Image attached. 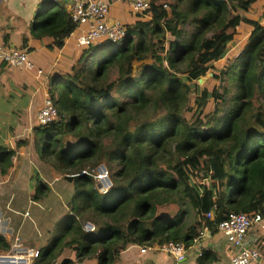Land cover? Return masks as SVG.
Returning a JSON list of instances; mask_svg holds the SVG:
<instances>
[{
	"label": "trees",
	"instance_id": "trees-1",
	"mask_svg": "<svg viewBox=\"0 0 264 264\" xmlns=\"http://www.w3.org/2000/svg\"><path fill=\"white\" fill-rule=\"evenodd\" d=\"M186 1L164 8L154 0L121 39L82 48L79 64L48 77L57 117L33 126L32 143L74 191L31 264H114L128 244L178 240L190 248L229 212L264 217V24L239 13L257 0ZM45 2L30 32L60 48L75 23L64 0ZM243 20L252 28L222 74L234 81L233 103L222 114L216 103L215 116L205 119L207 97L220 101L227 89L207 93L197 79L226 56ZM195 90L197 123L183 115ZM13 155L0 146L1 174ZM100 164L111 181L104 192L91 172ZM40 182L37 189L46 188ZM9 248L0 234V251ZM197 258L217 260L210 249Z\"/></svg>",
	"mask_w": 264,
	"mask_h": 264
},
{
	"label": "crops",
	"instance_id": "crops-1",
	"mask_svg": "<svg viewBox=\"0 0 264 264\" xmlns=\"http://www.w3.org/2000/svg\"><path fill=\"white\" fill-rule=\"evenodd\" d=\"M40 1L42 0H0V42L7 47L26 48L34 64L30 69H22L0 61V146L14 150L12 166L6 174L0 173V191L4 190L5 194H9L8 198L3 200L4 203L0 201V234L10 243L14 236H18L24 246L33 248L46 245L60 218L66 216L68 208L65 203L68 196L69 198L72 196L73 184L71 181L60 180V174L35 153L31 117L37 114L43 96L48 94V77L59 69L62 70L65 63L71 61L69 56L73 54L72 52H78L75 60L79 55L74 41L75 33H70L60 48H49L47 44L51 40L48 38L37 39L32 36L30 23L38 11L37 6ZM64 1L68 8L69 0ZM104 1L109 4V19H118L128 25L137 18V15L132 13L127 0ZM161 1L169 3L173 0ZM256 5L262 8L264 0H257L251 7ZM23 37L26 38L24 41ZM73 62L72 60L70 64L68 63L69 69ZM53 67L54 69H51ZM36 172L39 175H36ZM32 174L34 177L31 176ZM47 174L54 175L52 182L47 181V188L42 191V198L30 199L29 192L34 178L43 180ZM21 176L26 177V191L22 186L17 185ZM14 189L22 190L24 198L16 197ZM54 193H56L55 204L52 201ZM21 204L20 211L17 208ZM31 207H34V217L30 218V213L29 217L23 216V211L30 212ZM47 210L52 212L49 213ZM18 214L21 220L16 224L15 216ZM28 219L30 224L26 222ZM197 242L187 249L182 261L174 260L167 253L157 250L156 246L128 244L120 251L114 264H198V253L202 249H210L216 254L217 260L213 264H230L234 247L221 231L211 233L206 228ZM196 243L200 245L199 252L194 247ZM245 245L255 247L259 251L254 264H264V217L260 222L252 223L247 229ZM87 264H96V260H90Z\"/></svg>",
	"mask_w": 264,
	"mask_h": 264
},
{
	"label": "built area",
	"instance_id": "built-area-1",
	"mask_svg": "<svg viewBox=\"0 0 264 264\" xmlns=\"http://www.w3.org/2000/svg\"><path fill=\"white\" fill-rule=\"evenodd\" d=\"M127 2L133 14H143L147 17L146 11L151 7L154 0H127ZM68 4L67 9L70 18L75 23V27L70 33H75L73 34L74 41L80 48L103 41H117L124 36L125 24L118 19H109L108 17V2L104 0H69ZM162 6L167 7L165 2L162 3ZM0 61L22 69H30L34 66L26 48L7 47L1 42ZM56 117L57 111L52 99L49 95H46L42 106L37 112V121L39 124H45ZM83 172L86 171L81 170L80 173ZM97 173L98 176L94 175V177L99 179L101 191L104 192L111 184L105 166L101 169L100 164L97 167ZM261 219L259 213L229 212L217 224V230L221 231L234 247L230 264H254L257 260L259 251L255 247L245 245V234L252 223L260 222ZM86 228H89L87 224ZM205 230L206 227L193 239V243L198 241ZM156 249L172 256L176 261H182L188 248L182 241L169 240L157 245ZM37 255L38 248L26 247L19 238H14L7 251H0V264H31L33 258Z\"/></svg>",
	"mask_w": 264,
	"mask_h": 264
},
{
	"label": "rangeland",
	"instance_id": "rangeland-1",
	"mask_svg": "<svg viewBox=\"0 0 264 264\" xmlns=\"http://www.w3.org/2000/svg\"><path fill=\"white\" fill-rule=\"evenodd\" d=\"M159 1H161V0H159ZM185 2L187 3V6H188V2L186 0H185ZM261 2H263V1H260V3ZM46 4H47V2H45L43 0L40 1V4L37 6V9L38 10L43 9V7H45ZM167 8H168V5H167ZM239 13L243 17L247 16V17H250V19H252V20H260V22L262 24H264V6L261 8L258 5H256L255 7H251L250 10L248 12H246V13H244V11H241V10H239ZM185 28L187 30H191L192 29V27L190 25H187ZM250 29H251V26L246 21H244V20L241 21L240 25L237 27V30H236V33H235V37H234L233 41L230 43V45H229V49H228V52H227L226 56L221 58V59H219L218 61L214 62L213 65L207 71V73L205 75L201 76V81L200 82L197 80V83L199 84L200 88L205 90L207 93H209L212 90V88H216L217 90H219V92H222V85H224V87L227 89V94L220 101H215L212 97H207V99L205 101V104L202 106V108L204 110V114L206 115L205 119L206 118L207 119H211V118H213L215 116V110H216L217 106H219V109H220L219 113L222 114V113H224L226 111V109L229 107V105L233 103L232 96L236 93L234 81L229 75L228 76H224L222 74H223L224 71L228 70L229 66L233 63L234 58H235L236 54L238 53V51L240 50V48L243 46V44H244V42H245V40H246V38H247V36L249 34ZM187 32H191V31H187ZM166 35H167L168 39L172 38V36L170 34H166ZM77 48H78V51L80 53L82 48H84V47L80 48L79 46H77ZM72 53L73 54L70 55L69 58L71 59V61L72 60L74 61L73 64H75V63L79 64L77 62V60H75V58H76L75 56H76V54L78 52H72ZM71 61H69V62L67 61V62L70 64ZM68 63H65V67H63L62 70L59 69L56 73L57 74H64L66 72L65 71L66 69L69 70V66H68L69 64ZM51 69H54V67L51 68ZM46 70H48V69L46 68ZM56 73H54V74H56ZM195 92H198V91L195 90V91H193V94H191V97H190V99L188 101V104H187V108L183 111V115H184L185 118L197 123V122H199V120L196 119V117H195V114H196L195 111L200 106V104L194 102ZM46 95H48V94H46ZM198 95H199V93H196V96H198ZM45 96H43V98H42V102H41L40 107L43 104ZM216 103H218L217 106H216ZM31 118H32V122H33L32 124L33 125L39 124L38 121H37V114L32 116ZM33 125H32V127H33ZM33 154H34V152H33ZM34 156L36 157L35 154H34ZM41 160H44V159H41ZM44 162L46 164L48 163L46 160H44ZM98 166H96L94 169L91 170L92 174L95 175V176L96 175L98 176V173H97V167ZM54 171H56V170H54ZM34 172H35V169H34ZM56 172H58V171H56ZM58 173L60 174V178H61L60 180L69 181V180H67L65 178L64 174H62L60 172H58ZM36 175H39V173L36 172ZM36 175H35V177H36ZM53 175L54 174H52V175H48L47 174L45 177H43V180H41L39 178H34V180L32 181V183H33L32 185L33 186L31 187L30 192H29L30 199L37 200L39 198H42V195H43L42 191L47 188V184H48L47 181L52 182ZM31 176L34 177L33 174ZM39 180L41 181L40 182L41 184L46 185V188H40V189L38 188L37 189ZM95 180H96L97 184H99V179L96 178ZM17 185L18 186H22L24 188V190L26 191V189H27L26 177L21 176V178L17 182ZM13 191H14L16 197L19 196L20 198H24V193L22 192V190L14 189ZM73 191H74V189H73ZM73 191H72V194H73ZM63 195H65V192L63 193ZM8 196H9V194H7V193L5 194L4 190L0 191V201L2 203L5 202L3 200H6L8 198ZM55 196H56V193H54L53 196H52V201H53L54 204H55V202H54ZM69 201H70V198L68 196L67 201L65 203V206L67 208H68V202ZM31 203H33V201H31ZM33 208L34 207H31L29 209L30 212H28L27 210L23 211L22 215L26 216V217H29V213H30V218L31 217L33 218L34 215H35L34 211H33ZM52 208L54 209L55 207L52 205ZM17 209L21 211L22 204L19 205ZM47 212L51 213L52 211H50V210L48 211L47 210ZM15 218L17 219L16 220V224H19V222L21 220V216L18 214V215L15 216ZM64 218L65 217L63 216L60 219L62 220ZM26 222L28 224L29 223V219ZM14 238H19V237L18 236H14ZM89 262L90 261H88L87 263H89ZM76 264H78V263H76ZM81 264H83V263H81Z\"/></svg>",
	"mask_w": 264,
	"mask_h": 264
},
{
	"label": "water",
	"instance_id": "water-1",
	"mask_svg": "<svg viewBox=\"0 0 264 264\" xmlns=\"http://www.w3.org/2000/svg\"><path fill=\"white\" fill-rule=\"evenodd\" d=\"M44 1V0H43ZM199 82L201 81V77H199L198 79H197ZM102 168H104V165L103 164H101V169ZM97 186L99 187V189L101 190V188H100V185L99 184H97ZM88 226H90V224L88 223L87 224ZM198 243V242H197ZM196 243V246H194L195 248H196V251H198L199 252V248H200V245L199 244H197Z\"/></svg>",
	"mask_w": 264,
	"mask_h": 264
},
{
	"label": "clouds",
	"instance_id": "clouds-1",
	"mask_svg": "<svg viewBox=\"0 0 264 264\" xmlns=\"http://www.w3.org/2000/svg\"><path fill=\"white\" fill-rule=\"evenodd\" d=\"M163 3V2H162ZM166 5H167V3H166Z\"/></svg>",
	"mask_w": 264,
	"mask_h": 264
}]
</instances>
